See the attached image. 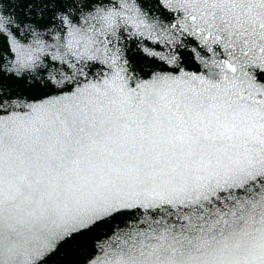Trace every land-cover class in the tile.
I'll use <instances>...</instances> for the list:
<instances>
[{
  "label": "snow or ice",
  "instance_id": "6c2138e0",
  "mask_svg": "<svg viewBox=\"0 0 264 264\" xmlns=\"http://www.w3.org/2000/svg\"><path fill=\"white\" fill-rule=\"evenodd\" d=\"M0 264H264V0H0Z\"/></svg>",
  "mask_w": 264,
  "mask_h": 264
}]
</instances>
